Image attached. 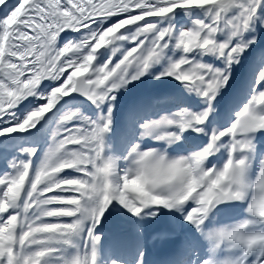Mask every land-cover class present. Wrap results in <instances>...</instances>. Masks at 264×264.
I'll return each mask as SVG.
<instances>
[{
	"label": "snow or ice",
	"instance_id": "snow-or-ice-1",
	"mask_svg": "<svg viewBox=\"0 0 264 264\" xmlns=\"http://www.w3.org/2000/svg\"><path fill=\"white\" fill-rule=\"evenodd\" d=\"M17 133L0 264H264V0H0Z\"/></svg>",
	"mask_w": 264,
	"mask_h": 264
},
{
	"label": "rangeland",
	"instance_id": "rangeland-1",
	"mask_svg": "<svg viewBox=\"0 0 264 264\" xmlns=\"http://www.w3.org/2000/svg\"><path fill=\"white\" fill-rule=\"evenodd\" d=\"M125 44H126V42L121 43L119 45L123 49L122 52H124L125 49H126V45ZM120 56H121V54L120 55L116 54V59H119ZM116 59H114V61H113L114 63L116 62ZM129 87L131 88L132 86L130 85ZM138 87H139V85H138ZM127 95H128L127 93L124 94L125 97H127ZM64 100L67 101V103L65 104L64 107L58 108V105H57V109L59 111H54V113H52V112L45 113L46 116H45L44 120L41 121V124H44L45 121H48L47 127H48L49 131L53 130L59 124V122L63 118V116L66 115V114H70L72 112H81V113H83L85 115H91V111H89L90 113H88V112H85L83 110V108H82V104L88 105L83 97H81L80 99H72L71 97H69V98H65ZM64 100H61L60 102H62ZM35 103H36V101H33V104H35ZM25 104H28L27 100L24 101L20 105V109H23ZM17 111H18V114H20L19 109ZM42 118L43 117H41V119ZM47 118H49V119H47ZM38 127H39V125H38ZM51 127H53V128H51ZM33 131H35V129H33ZM22 138L23 139H28L29 138V133H17L13 137H8V138H3V137L1 138L0 137V139H1L0 142L5 143V144H7L9 146H12L13 148H11V151H14V153H13L14 156L23 158L22 150L19 147V141ZM49 139L50 138L46 136L47 142H49ZM47 142H44V145H40L41 151L37 153L38 156L42 157L43 152L47 151V150L44 151V149H43L45 146H47V144H48ZM32 146H34V143L28 144V147H32ZM0 175H3V171H0Z\"/></svg>",
	"mask_w": 264,
	"mask_h": 264
}]
</instances>
